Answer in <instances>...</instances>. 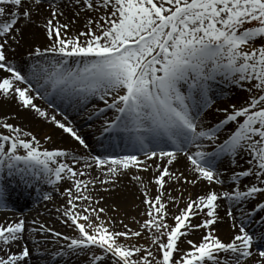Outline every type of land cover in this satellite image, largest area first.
Returning <instances> with one entry per match:
<instances>
[{
	"label": "snow or ice",
	"instance_id": "obj_1",
	"mask_svg": "<svg viewBox=\"0 0 264 264\" xmlns=\"http://www.w3.org/2000/svg\"><path fill=\"white\" fill-rule=\"evenodd\" d=\"M82 10L103 14L98 20L88 19L86 31L69 35ZM67 11L75 17L69 18ZM61 17L68 22L61 23ZM32 27L49 42L43 49L27 43L35 39L33 32L26 35ZM26 44L22 62L9 59V52L14 54ZM0 73V103H12L17 113L46 121L83 149L89 145L72 122L49 116L36 101L76 110L90 99L102 101L105 107L89 113L88 119L112 110L115 115L102 125L103 133L127 149V154L104 156L81 155L77 149L48 150L26 128L7 122L19 119L17 114L0 119V209L7 208L15 189L35 188L39 193L38 183L72 182L63 215L79 235L62 237L68 243L52 253L55 264H68L81 255L86 264H106L109 259L111 264H245L255 256L257 241L264 242V202L251 210L247 205L264 195V0H0ZM214 84L236 86L248 97L240 107L230 105L231 112L216 108L224 118L206 127L208 110L215 103L213 93L222 95ZM181 155L186 167L173 172L171 166ZM237 157L248 168L230 176L231 191H209L191 199L172 216L174 225L166 222L165 183L207 181L223 186L218 162L228 159L237 167ZM153 161L162 162L155 164L159 175L151 181L160 193L155 198L139 175L148 172ZM81 162L98 175L81 179L87 175L75 167ZM125 175L139 182L143 203L148 205L141 213L148 218L139 231L110 230L100 219L104 209L93 207L92 197L83 194L89 185L113 186ZM244 179L251 182L242 189ZM42 199L51 197L44 194ZM221 199L240 213L237 217L231 209L227 212L234 222L240 220L238 232L227 243L211 230L219 219ZM78 200L89 202L79 212ZM198 215L205 219L192 225ZM30 223L34 225L30 236L51 233L61 238L44 223ZM25 225L24 219L0 223V264H21L30 256L27 247L18 254L10 251L11 245L24 239ZM190 228L209 231L198 245L189 240L190 250L181 249V238ZM144 230L155 252L121 242L122 237H140ZM32 243L40 245L35 239ZM258 251V264H264V248Z\"/></svg>",
	"mask_w": 264,
	"mask_h": 264
},
{
	"label": "bare ground",
	"instance_id": "obj_2",
	"mask_svg": "<svg viewBox=\"0 0 264 264\" xmlns=\"http://www.w3.org/2000/svg\"><path fill=\"white\" fill-rule=\"evenodd\" d=\"M45 17L47 16V12H45ZM66 15L69 17V12H66ZM61 23H67L68 20L64 19L63 17L60 18ZM28 32L35 33V39L29 40L27 43H31L33 45L39 46V45H45L46 41L41 37L39 29H36L34 27L29 28L26 30V35ZM27 49V44L24 47L17 48L16 53L22 52V50ZM13 53L9 54V59L14 62H20L22 61V57L20 56V60L18 61ZM2 74V73H0ZM216 92H220L219 88H215ZM214 95H216L214 93ZM235 96V95H234ZM217 96H215L216 98ZM231 99V100H230ZM247 97L244 95H237L236 97H229L226 101L230 104H238L241 100V102L246 101ZM90 102H95V99H90ZM37 105L40 106L42 109L47 111L49 113V116L56 115V118L62 122L68 123L72 122L73 126L77 129L78 134H80L85 141L88 143L90 150L94 153L99 154V148L100 144L104 143V139L98 137L99 133L102 131V125L107 121V118L111 116L110 110L107 111L105 114L99 116V118L93 117V119L89 120L88 116L89 113H94L96 111L95 104L86 105L84 108H80L78 110L73 109L71 107H66L62 104H58L56 107H50L49 105L45 104L42 100L36 101ZM220 104V103H219ZM92 105V106H91ZM91 106V107H90ZM6 109L5 111L9 110L10 112L14 111L13 114H17L19 116V119H16L19 122V125L26 128V130L34 133L36 137H39L40 131L44 130L45 132H49L51 134L53 143L56 142L61 145V150H72L81 148L76 141H73L70 137H68L66 134H63L60 130L56 129L53 125L47 123L46 121L33 116L29 113H17V110L15 108V105L12 103H0V113L3 112L2 110ZM92 109V112L90 110ZM218 112H216V108H212L210 112L207 114V123L214 122V120L218 117ZM6 115V114H5ZM65 116L67 117V120H65ZM88 124L85 126V128H82L83 125ZM206 123V124H207ZM18 125V124H17ZM39 132V133H38ZM91 136V137H90ZM46 137V136H45ZM44 136L41 137L43 140ZM39 139V138H38ZM41 141V145L44 143ZM45 144V143H44ZM43 144V148H45V145ZM79 151V150H78ZM190 151H195V149H192ZM80 152V151H79ZM103 151L102 153H104ZM111 152L116 153L114 149L111 150ZM101 153V154H102ZM121 153H127V150L121 152ZM81 155H85L84 153L80 152ZM140 159H144V157L141 155ZM70 163V161H69ZM153 164V167L149 169L148 172H141L139 175L143 178V182L145 185H147L146 191H148V194L150 197L155 198L160 193L157 192V186L154 183H151V181L159 175L158 172L155 171V164L156 163H162L160 161H153L150 162ZM186 159L181 155L179 156L178 160L174 162V164L171 166V170L173 172L176 171V169H180L183 171L186 167ZM236 164L237 167L232 166V161L226 159L225 163L219 167L217 165L218 171L221 173V170L225 172L226 176H231L234 171L238 169H247L248 166L244 163V160L242 161L241 158L237 157ZM77 169L83 170L87 173L84 177L87 180L93 179L94 176L98 175L96 170L94 168L89 169L85 168L83 163H79L75 165ZM185 175L191 179V174L185 172ZM223 176H220V179L223 180ZM85 180L84 178H82ZM119 183L113 186L109 185H101L100 183H95V185H89V193L87 195H90L93 199L91 200L92 206H99L102 205V208L104 209V213H108L111 206H117L115 213H111L113 216L118 215L119 219L122 218V220H125V217H128L131 215V213H134V208L137 210L139 208H148V205H139L134 202V196L137 195L139 198V195L142 201L145 199L144 193L140 190L139 182L132 181L129 176H123L118 178ZM167 180V177L165 178ZM225 183L223 186L220 184H211L209 185L207 181H198L195 185L193 184H187V183H165L164 188L162 189L164 196H163V202L168 207V218L166 222L168 224L174 225V220L172 219V216L175 214H178V211L180 209H183L186 207V204L191 199H196L198 196L203 195L209 191H231V189L234 187L233 184H229L227 180H224ZM251 181L250 179H244L241 181V188L247 184H249ZM109 187L114 190H110L108 192H105L103 189ZM84 192L83 194H86ZM136 196V198H137ZM99 201L97 204L96 202ZM175 201V202H173ZM56 198H53L51 202L49 203H43L39 205L41 208L40 211H45L44 215L39 216V214L36 212V208L33 205L32 198L28 197L26 195V192L23 190L12 191L9 197V200L7 201V208L6 209H0V223H4L6 221H16L19 219H24L26 221L25 229L27 233L24 234V239L22 241H17L15 244L10 246V251L13 254H18L22 249H18L19 246L27 247L30 252V256L28 258L29 262L28 264H47L45 262L47 257V251L44 248H41L40 245L36 246L32 243V240H38V237L36 235L30 236V229L32 228L29 224L31 221L36 220L40 223H48V220L52 221V216H54L52 213L53 210L50 208V205L56 206L59 204ZM133 202L132 208L128 206L129 203ZM88 201L78 200L76 201L77 208L76 211L79 212L80 209L83 207L88 206ZM219 207L217 208L218 213V221L216 224L211 226V230L213 231V234L218 237L222 242H229L234 237H231V234H233L236 230L238 232L240 220L237 219L235 222L227 215V212L231 209L234 211V214L237 217H240V213L235 210V208H232L230 205V202L224 200H218L217 201ZM24 210H33L32 212H26ZM110 215V216H112ZM48 216L47 218H42ZM112 216V217H113ZM197 219H205L203 215L195 216L191 223H194ZM235 223L236 227H233V224ZM132 224H134L132 222ZM202 230V232H201ZM248 230V229H246ZM199 232L195 233L196 237L194 236L195 242L200 243L202 242V238L204 235L208 234V229H199ZM201 232V233H200ZM204 233V234H203ZM166 239V238H165ZM264 248V245L257 243V249ZM256 251L255 256L252 258H249L247 261H245V264H254V261L256 264L259 262V251ZM42 252L45 256V258L42 257L39 253ZM1 255H3V252H0ZM42 257V259H40ZM59 259V258H57ZM52 261V260H51ZM21 264H24L21 262ZM60 264H63V261H60Z\"/></svg>",
	"mask_w": 264,
	"mask_h": 264
},
{
	"label": "rangeland",
	"instance_id": "obj_3",
	"mask_svg": "<svg viewBox=\"0 0 264 264\" xmlns=\"http://www.w3.org/2000/svg\"><path fill=\"white\" fill-rule=\"evenodd\" d=\"M77 7H79V6H77ZM68 12H69V15H70L69 18L75 17V13L74 12H71V11H68ZM102 14H103L102 11L93 12V11L82 10L80 16L79 17H75L76 23L74 25H72L71 32L69 33V35H74V34L80 32V31H86L85 25L87 24L88 19L91 18V19H94V20H98L99 16L102 15ZM93 27H94V25H93ZM39 31H40L41 37L46 41L45 45H42V44L39 45L41 47V49H43L45 46H47V44L49 42L44 37L43 32L41 30H39ZM81 39H84V37H81ZM9 54H12V53L9 52L8 55ZM14 55H15L14 58H16L18 61L20 60V56H23V57L26 58L27 49H24V50H22V52L16 53ZM20 62H22V61H20ZM224 89H225L224 92H222V93H224V95H222L220 98L215 100V103H214V107L215 108H221V109L228 108L229 112L232 111L230 105H233V104H230L229 102L226 101L227 99H229V97L226 95L227 93H228V95H230L232 97H236L237 95H242V96L245 95L246 97H248V93L247 92L242 91L240 88H238L236 86L226 85L224 87ZM241 101L238 104H235V105L237 107H240L241 105H243L245 103V101H243V102H241ZM96 107L97 108H101V107H105V105H104V103L102 101L98 100ZM5 110L6 109L2 110L3 112L0 113V119L5 118L6 116H11L14 113V111L10 112L9 110H7V111H5ZM110 114H112V113H110ZM217 115H218V117L214 120L213 124L217 123L219 120L224 118V113L223 112H218ZM110 117H112V115ZM7 122L8 123H12L14 125L18 124L17 126L22 127L21 125H19V122L17 120L9 119ZM213 124H212V122H211V124L209 122V123L206 124V127H210ZM0 131H2V130H0ZM32 134H34V133H32ZM42 136H44L43 140L41 139ZM45 136H51V134L49 132H45L44 130H42V131H40L39 137H37V138L41 139L42 142L45 143V144L44 143L43 144L45 145L46 149H48V150L60 149V147H61L60 144H58L56 142L53 143L52 139H51V141H47L45 139ZM43 144H42V147H43ZM78 150L80 152L84 153V154L88 153V151L86 149H83V148H78ZM91 154L94 155V153H91ZM243 160L244 159H242V161ZM70 163H72V162L70 161ZM244 163H245V160H244ZM242 170H244V169L240 168V169H238V170H236L234 172L242 171ZM131 171L133 172V174L136 173L135 169H132ZM82 178L87 180L85 177H81V179ZM213 184H215V183H213ZM215 185H217V184H215ZM71 187H72V182L71 181L66 180V179L61 181L58 184V186L53 189V191L51 193L52 194L51 199L47 200V202H51L53 198H56L58 201H61V202H58L59 204H57L56 206L50 205V208H52V210L54 212V213H52L54 216H52V221L46 219L48 221V223H44L46 225V227L51 229L53 232L60 233L61 234V238H57V237L53 236L51 233H48L46 235L35 234L36 237H38V239L40 241V247L46 249L47 251H49V252H47L48 254H47V257H46V260H45V262L47 264H55V262L52 259V253H55L57 250H60L63 245H66L68 243V241L63 239L62 237L71 238V237H76V236L79 235L78 232L74 231V226L73 227L69 226L70 221L68 223H65V221L67 220V217H65L63 215L65 207L67 205V199H68V197H67V195L65 193H66V190L71 188ZM87 192L89 193V189H88ZM87 192L84 195H87L88 194ZM218 193H222V191H219ZM136 196L137 195L134 196L135 197L134 198V202H136V204H139L140 206L144 205L143 201L141 199H139V198H141L140 195H139V198H138V196L136 198ZM262 199H264V195H261V199L259 201H261ZM221 200H222V202H224L223 199H221ZM252 202L253 201L248 203L249 204L248 207H253V205L256 204V203H253V205H250ZM128 206L130 208H132L133 202L129 203ZM93 207H95L97 209H100V208H102V205L93 206ZM116 208H118V207L117 206H111V208H110L108 213H104V212L100 213V219H102L105 222V225L110 230H114V231H118V232H126L128 229H132L133 231H139V230H141L140 225L148 218L146 215H141V213H144L147 210L146 207L139 208L137 210L134 208V210H133L134 213L133 214L131 213L130 216L125 217V220H122V218L119 219L120 216L118 217V215L113 216L111 214V213H115ZM58 209H59V211H58ZM81 210L82 209H80L79 211H81ZM37 213L39 214V216H42V215H44L45 211H39ZM110 215H112L113 217L110 216ZM47 217L48 216H45V217H42V218H47ZM203 220L204 219H197V220H195L194 223H191V224L192 225L200 224V223L203 222ZM132 222L134 224H132ZM29 225L31 227H34V225H32L31 223ZM125 225H127V228H125ZM170 225H173V224L171 223ZM199 229H203V228H190L187 231V235L185 237L181 238V242L179 244V247L181 249H184V250H190V245L187 243V241H189V240H191L193 243L198 245L199 243L195 242L194 236L196 237L195 233L199 232L198 231ZM201 232H202V230H201ZM25 233H27V231H25ZM236 233H237V230L233 234H231V237L234 236ZM148 235H149V232L147 230H144L143 234L140 237H133L131 240H124V238L122 237L121 238V242L125 243L126 245H137V246H140L142 248H152V251L155 252L156 251L155 247L152 246L150 244V241L147 239ZM229 242H230V240H229ZM18 249L19 250L23 249V246H19ZM96 251L99 252V249H96ZM39 254L42 255L43 258H45V256H43L44 254H42V252H40ZM42 257L40 259H42ZM28 258H26V260L23 261L24 264H28V262H29ZM86 260H87V258L85 256L81 255L79 258L73 257L71 260L68 261V264H86ZM106 264H111V260L110 259L107 260Z\"/></svg>",
	"mask_w": 264,
	"mask_h": 264
}]
</instances>
